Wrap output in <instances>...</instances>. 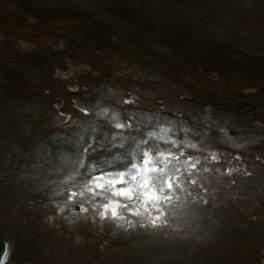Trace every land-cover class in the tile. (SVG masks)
I'll return each instance as SVG.
<instances>
[{
  "label": "rangeland",
  "instance_id": "374dc122",
  "mask_svg": "<svg viewBox=\"0 0 264 264\" xmlns=\"http://www.w3.org/2000/svg\"><path fill=\"white\" fill-rule=\"evenodd\" d=\"M150 2L151 0H58V5H52L51 8H27L23 12H18L7 2L0 3V41L7 38L16 41L17 45L12 51L23 59L6 65L8 70L4 72V81H6L4 85H9L7 87L10 92L21 98L16 102L15 108L8 104L6 98L0 93V122L2 121L0 131H3L5 135L15 131L13 132L15 146H17V140L23 137L22 141L25 137L29 138L22 143V150L32 152L39 149L33 140L38 139L39 135L50 137V134L58 127L68 128L69 126H64L65 122L71 123L70 126L77 125L83 117L81 109L89 112L87 117L98 114L101 120L106 121L110 118L108 111H112L120 123L126 125L125 128L118 129L115 127L116 119L111 118L108 121L109 130L101 131L99 134L100 141L112 138L115 131L124 135L127 131L135 132V125L140 127L146 125L147 132L141 133L137 130L136 141L141 143L148 136L149 131H155L157 135L148 137V147L153 150L154 156L155 150H158L164 153L171 151L174 156L180 157L179 160L168 161L165 171L168 172L171 167L169 172L171 173L175 168H179L180 172L176 175L180 176L182 187L187 189V191L175 193L180 203L172 208V213L168 216L175 233L169 240L173 244L166 239L163 241L170 247L171 253L174 251L186 254L188 247L193 244V253L198 256H203L204 251L209 249L214 259L219 258L221 254L227 255L229 252L232 261L241 262L242 256L252 255L260 259L251 264H264V254L260 246L249 244L248 246L240 244L235 248L226 246L229 241L225 240L224 233H227L222 230L228 223L230 235L236 236L241 231L240 223L251 224L250 227H253L256 237L264 239V232H262L264 231V192L262 188H256L264 179V103L257 99L260 97L264 100V90H260L262 93H259V89L256 91V88H251L252 86L240 88L235 84V76H224L220 73L223 70L222 65L197 68L186 61L182 64L179 61L181 57L172 58L176 54L179 55L178 52L173 53L175 48L171 52L166 50V45L174 46L171 41L167 42L151 35L146 41L136 30L129 32L119 25L112 37H108L107 31L104 32V36L95 35L94 21L88 19L85 25L77 21L84 20L81 17L86 18L89 14L96 19L104 18L100 22L107 26L111 25L112 20L109 21V19L114 14L119 17L125 13L135 12H140L146 21L148 13L150 15L153 14L152 11L154 12ZM223 2L226 1L223 0ZM243 2V5L246 2L251 4L249 0ZM168 6L175 11L170 4ZM236 8V5L228 4L224 11L229 13L231 9ZM257 8L256 16H260V20L251 19L253 25H257L258 21L262 23L261 28L264 29V18H262L264 14L261 12L264 11V0L259 1ZM116 11H121L123 14H118ZM192 11H194L193 8ZM218 13L221 12L215 11L213 16H209L206 10L196 13L195 16L190 13L194 21L193 34L188 28V36L180 38H186L188 41L192 39L191 42L186 41L188 46H195L196 43L204 45L206 39L213 41L216 38L215 47L217 43L221 46L218 48L224 47L223 41L226 37L229 35L233 37V30H229L227 25L234 22L228 17L220 19ZM214 21L219 28L215 25L211 27L217 29L216 36L210 35L213 36L211 39L206 30ZM164 23L172 27L180 26L178 18L175 17L172 19L165 17ZM251 30L258 29L251 28ZM261 44V41L244 43L232 38L227 48L224 47L226 50L223 51H227V55H233L235 49L239 47L248 48L254 55H248L246 63L251 65L249 70H256L257 74L264 77V62L261 60L263 55L260 56L257 52L258 49L264 51V46ZM46 55L52 61L47 75L40 79L30 77L27 72L28 57L38 56L41 59ZM256 56L259 60L257 65H253ZM5 58H8L6 53L0 55V62H5ZM242 62L245 60L241 61L239 58V65L246 66ZM208 63H211V60ZM168 65L171 67H167ZM239 77L242 80L240 75ZM31 81L36 82L37 87L33 93L30 88ZM4 85L0 84V87ZM75 90L84 93L83 99L77 98ZM168 90L174 93H166L165 91ZM99 95L104 96L101 103L97 102ZM38 98L44 104H42L43 107L38 108L37 113V101L41 102ZM125 101L128 102L125 103ZM100 104H104V107L102 108ZM126 104L129 106L124 113L128 119L127 122L115 109ZM113 105L116 107L114 108ZM133 106L156 107L164 112L173 111L175 117L173 121L169 120L171 128L164 130V127H159L157 123L153 125L150 119L148 121L145 118L137 119V113L132 110ZM3 108L12 110L15 116L13 117ZM227 111L235 112L225 113ZM104 112L107 115H104ZM33 114L34 120L31 121V127L23 125L19 128L13 124L19 115L28 124ZM174 119L179 122L176 123ZM164 120L168 121L165 118ZM156 121L159 125L163 122L162 119H156ZM166 124L168 126V122ZM112 127L115 130H112ZM191 134L194 139L190 138ZM173 141L184 149L178 151L173 148ZM196 142H201L200 146L203 148ZM79 144L80 142H77V148ZM190 145H195V148ZM92 146L93 144L90 145ZM134 146L131 149H138L137 145ZM131 153L136 156L134 162L141 163L139 153L136 151ZM213 154L216 156L215 161L212 160ZM53 155L56 157L54 152ZM197 161L199 163H196ZM8 164L13 165L12 162ZM191 164L200 165L198 167H203L204 172L200 175L195 174ZM11 165L5 171H0V181H3L2 177L8 176L11 172ZM189 172L191 177L188 175ZM189 179H195L197 184L191 185L188 182ZM241 181L249 183V187L244 191L240 189ZM188 192L192 195L189 196ZM65 195L62 197L61 204L42 205L38 207L37 213H30L26 220H29L30 225L33 226L36 221L35 216L41 219L43 232L49 238L57 239L54 232L64 231L56 230L54 221L64 220L73 232V226L80 222V218L73 220L69 217L71 222H68L66 217L57 215V210L61 208L64 210L66 206L75 203L89 202L76 199L65 205ZM194 199L196 203H193ZM202 200H207L208 203L204 204ZM220 203L223 206L222 209H219ZM122 213L130 216L128 211L122 210ZM238 214L239 216H236ZM236 218L238 220H235ZM236 221L237 225L234 227ZM85 226L88 230L93 228L91 224H85ZM0 240L11 243V238L1 231ZM99 240L100 236L94 241L93 251L98 252L96 255L100 251L105 252L111 248V245L106 243L100 245ZM97 243L100 245L99 248ZM59 252L64 253L62 250ZM86 254L82 252L83 262L89 264ZM236 256H239L240 261ZM58 259L63 260L62 257L38 254L25 262L24 255L16 253L12 255L8 264L13 262L62 264V261L59 262Z\"/></svg>",
  "mask_w": 264,
  "mask_h": 264
},
{
  "label": "bare ground",
  "instance_id": "6f19581e",
  "mask_svg": "<svg viewBox=\"0 0 264 264\" xmlns=\"http://www.w3.org/2000/svg\"><path fill=\"white\" fill-rule=\"evenodd\" d=\"M25 1L27 0H0V3L7 2V4L13 5L15 3L19 4ZM168 1L169 3H167ZM225 1L226 2H223V0H202L199 3L197 0H182L177 4L174 0H151L150 3L153 5L154 13L156 14V25L167 26V28H152L157 29V31L160 29L164 35H171L176 30H178V33H182L179 36V34L174 32L171 36L166 38L174 44L175 48V50L167 49V51L171 52L174 50V54L178 52L179 55L176 54L172 58L181 57L179 58V61L182 64L183 61H186L194 64L197 68L199 66H204L206 68L222 65L223 70L220 73L224 76H235V84L240 88L252 86L251 88H256V91L259 89V93H262L260 90H264V77L256 74V70L251 71L243 65L240 66V56L236 54L227 55V51H223L226 49L218 48V43L215 47L214 40L210 41L208 39V44L205 46L200 43H196L195 46H188L186 41L188 43L191 42L192 39L188 41L186 38H180L182 36H188V28L191 29V25L194 24L191 23L192 17L190 13L195 14L197 6L209 11V13L220 11L221 13H218L220 19L227 17L232 18L235 22L234 33L238 40H242L244 43L252 42L254 41L250 38L252 37L264 44V33L251 32L250 26L247 24L249 19L256 17L258 8L252 9L247 3L243 5L241 0ZM29 4H35L42 9L44 7L51 8L52 5H58V0H30ZM169 4L175 9V11L171 10L168 6ZM228 4L236 5L237 8L235 10L231 9L229 13H225L224 9H226ZM192 8L194 11H192ZM214 8L216 9L212 11ZM165 17L168 19H172L173 17L178 18L180 26L172 27L168 23L165 24ZM173 21L177 22L176 19H173ZM140 22L141 19L138 16L130 18L129 25L121 21L118 22V25L121 28L127 27L128 31H130ZM214 25L218 27L217 24L212 22L211 26ZM98 26L99 25H97V27ZM148 27L151 28L150 26ZM254 28L257 27L254 26ZM148 31L149 30L144 28H141L140 30V32L144 34H149L147 37L144 35V37H146V41L149 40L150 35L153 36V34H159L157 31H150L151 33H147ZM240 58L242 60V57ZM255 59H257V61L254 60L253 65H257L259 60L258 57ZM263 59L264 55L261 57V60L264 62ZM28 60L27 72L30 77L40 79L42 76L47 75L48 68L52 62L49 57L42 59L28 58ZM209 60H211V63H208ZM15 61L20 60L13 55V59L9 62L13 63ZM9 62L7 64H9ZM261 65H263V63ZM167 67L171 66L168 65ZM5 69L6 66L0 67L1 71ZM239 75L242 80H240ZM29 80L30 79L28 77V81ZM30 88L33 93L37 88L36 82L31 81ZM165 92H170L171 94L174 93L169 90ZM0 93L6 98L8 104L13 105L16 108V102L21 98L20 96L10 92L6 85L0 87ZM257 99L264 103V100L260 97H257ZM42 104H44L43 101H37V113L38 108L40 106L43 107ZM5 110L12 114L13 117L15 116V113L12 110ZM21 115L25 117L23 113H21ZM33 116L34 114L31 115V118L28 117L30 120L27 124L19 115L18 118H15V122H13V124L19 128H22L23 125L31 127V121L34 120L32 119ZM137 116L139 117L140 115ZM144 118L152 119L155 124V118L148 116ZM107 124H109L108 121L102 122L101 119L97 117H90L86 124L83 125L84 128L82 126V128L77 132H66L64 133V136L57 135L56 139L48 137L43 142L36 139L35 143H37L39 149L32 151L29 155L22 154L20 149L13 144L14 137L12 135H1L0 138H3L7 145L0 150V171H5L11 160L18 162L20 165L18 174L12 177L9 183L0 182V230L8 232V236L12 240V253H17L21 250L24 253V256L31 257L36 254H40V251H42L43 256H51L53 253H58V251L62 250L65 252V261L63 264H87V262H83L82 251L79 248L75 245L70 248L63 245L66 238L57 240L46 237L43 231L39 228H33L30 225V221L26 220V218L40 206V204L35 203L46 204L49 202L61 201L60 199L63 195H56V193H63L64 188H72L74 185H78L80 181L85 179L87 174L94 168L96 169L94 172L96 175L101 174V169L98 167L101 162L114 161L117 156H127L133 151L138 152V149H131L137 138L136 132H133L132 134L126 133L125 137L120 141L110 142L109 145L100 143L98 132L102 130L106 131L107 127L105 126ZM139 129L141 132H145L146 125L139 127ZM87 136L92 139L96 137L93 147L89 149L86 154V163H91L92 161L93 168L82 170L79 166V148H77V142L79 141L82 144L84 142H81L82 137L84 138ZM189 136L194 139L192 134ZM121 144L123 147H120ZM196 144L198 146L202 145L201 142H196ZM52 145L55 146L53 150L57 155L56 158H53L51 154ZM147 146L148 145L142 146L141 151H143ZM93 149L94 152H91ZM12 167L13 165H11V168ZM11 170H13V168ZM122 170H125L124 166L119 162L112 165L103 163L102 165L103 172L114 174L116 171ZM240 183V189H242V191L249 187L248 181H241ZM117 188L119 187L117 186ZM256 188H262V191L264 192V179L261 180ZM107 202L108 200H103L96 201L95 203ZM91 206L94 207L93 202L91 203ZM171 206L167 204L164 205L168 212V216L172 213ZM218 206L219 209L223 208L221 203L218 204ZM96 209L100 211L103 210L102 208ZM155 214L156 213L153 212V215ZM140 215L148 218V212H146L143 207H141ZM236 216H239V214ZM235 220H238V218ZM236 225L237 221L234 227H236ZM250 225L251 224L240 223L241 231L236 236L230 235L228 230L230 225L228 223L223 226L222 230L228 234L224 233L225 240L229 241L226 246L230 245L235 248V246L240 244H244L245 246H248V244L257 245L260 246L262 253H264V239H260L258 236L256 237L254 229L252 226L250 227ZM121 228L123 231H121ZM168 231L171 232V228L164 227L160 228L158 233L145 235L144 232L138 233L134 227H129L125 221L112 219L103 220L101 227L96 228V234H103L104 239L108 241L111 248L107 249L106 253L95 257L92 264H250L255 260L258 261L260 259H257L252 255H245L241 262H236L232 261L229 256V252L227 253L225 259H214L209 249L204 251L203 256H198L193 253V244L188 247L186 254L174 252L172 256L169 248L158 242L160 239L167 236Z\"/></svg>",
  "mask_w": 264,
  "mask_h": 264
},
{
  "label": "snow or ice",
  "instance_id": "6c2138e0",
  "mask_svg": "<svg viewBox=\"0 0 264 264\" xmlns=\"http://www.w3.org/2000/svg\"><path fill=\"white\" fill-rule=\"evenodd\" d=\"M128 101H125L127 103ZM84 111V109H81ZM103 111V110H102ZM88 113L85 112V115ZM107 115L106 112L103 113ZM114 119H117L115 116ZM130 127L131 125H127ZM118 129L126 127L125 124H121L118 119L115 124ZM147 144L148 141H143ZM173 147H178L176 143L172 142ZM120 147H123L121 144ZM139 147V145H137ZM195 148V145H190ZM156 151V155H153V150L142 151L141 163L134 162L136 156L131 152L128 156H117L114 161H104L98 166L101 169V174L96 175L94 168L87 174V179L80 181L78 185H74L73 188H64L63 193L57 192L56 195H65V205L69 201L79 199L81 201L93 202L94 207L102 208L99 211V217L101 220H121L125 221L129 227H134L132 221L126 220L122 214L123 211H128L131 216H139V208L136 207V203H139L140 207H143L148 212L147 223H141L140 227L152 228H164L169 226L168 212L164 205L171 206L173 200H179V197L175 195L177 191H187L182 187L180 176L176 173L180 172L179 168H175L171 173L166 172L165 169L168 166V161L171 159L179 160V156H174L171 151L168 153ZM183 155V153H180ZM131 157V159H129ZM159 157V159L157 158ZM212 160H216V156L212 155ZM127 161V163H126ZM116 162L121 163L124 166L123 171H116L114 174L102 171L103 163L112 165ZM196 163H199L197 161ZM130 164V167L128 166ZM80 167H83V163H80ZM196 164H191V168L195 169ZM191 177V172H189ZM110 177L107 182H104V177ZM191 185L195 186L197 181L195 179H189ZM117 185H120L117 188ZM125 185H127L125 187ZM109 194L114 197H122L119 202L113 201L109 198ZM191 196L192 193L188 192ZM202 199V198H201ZM108 200L107 203H95L96 201ZM125 201H131L133 203H127ZM197 201L194 199L193 203ZM204 204H207V200H202ZM80 207L82 211L87 212L88 209L83 207V204L74 205ZM63 208H61V211ZM153 212L156 213L153 215ZM119 226V225H118Z\"/></svg>",
  "mask_w": 264,
  "mask_h": 264
}]
</instances>
